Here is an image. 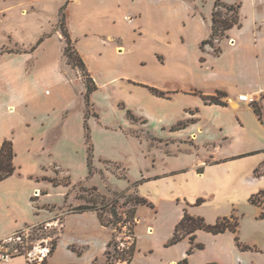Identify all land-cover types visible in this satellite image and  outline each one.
<instances>
[{
	"label": "rangeland",
	"instance_id": "374dc122",
	"mask_svg": "<svg viewBox=\"0 0 264 264\" xmlns=\"http://www.w3.org/2000/svg\"><path fill=\"white\" fill-rule=\"evenodd\" d=\"M67 1L0 0V52L30 50L45 33H48L45 36L58 33L64 54L67 41L61 29L69 33V7L63 10V25L60 24V9ZM186 1L192 6V14L202 16L206 21L212 18L214 11L224 17L231 16L229 7L238 4L233 3L234 0ZM244 2L241 20L249 25L252 6L249 1ZM189 9L191 8L186 9L187 13ZM205 23L206 25H202L194 20L187 23L188 47L193 59L197 53V39L211 29L210 21ZM230 42L229 37L214 41L213 53L220 54L223 46ZM134 48L133 52L124 58H109L108 65L112 68L110 75H106L101 64L97 63L102 82H108L111 76L127 74L164 86L167 72L160 71L153 64L148 71L140 70L142 67H137L134 62L135 57L139 55ZM211 48L206 45L204 51ZM54 49L53 52L57 53V47ZM71 49L75 63L69 64V60L65 56L64 58L75 70L77 83L85 85V81H94L93 73L73 42ZM146 59L151 61L152 56L147 54ZM7 64H15V60L1 58L0 66ZM114 66H117L118 70V67H125V70L119 72ZM131 83L122 79L102 83V86L91 94V114L87 120L94 155L95 172L91 176L87 165L85 91L84 85L77 86L78 92L69 105L68 115L66 118H60L58 128L51 133L53 158L50 159L52 163L47 173L59 185L45 180L42 183L44 189L34 195V204L39 207L37 212L41 213L39 218L49 220L21 230L22 242L1 241L3 253H9L8 256L21 253V256L26 258L31 253L33 261L30 264H47L48 258L39 259L40 251L44 247L51 249L53 242L58 238L57 253L51 261L52 264H118V255L113 249L110 250V257L107 256V246L115 235L119 245L129 241L130 237L133 239L131 242L135 241V251L130 264H145L146 260L147 264H169L172 260L179 264L185 259L188 264H264V216H260L264 213V194L258 196L261 205L251 201L238 202L234 216L238 222L237 233L226 231L214 235L199 231L195 245H203L202 250L193 247L188 238L170 245L175 222L179 216H183L185 210L189 211L188 204L163 202L158 208L149 204L136 205L143 176L146 178L163 172L168 167L165 166L166 162L181 165L189 163L196 152L195 130L198 129L199 123H196L195 113L186 111V108L194 106L195 97L180 95L172 98V95L160 90L166 94L165 98H161L149 89L136 86L132 81ZM170 98V101L167 100ZM204 118L213 124L221 121L229 125L233 116L230 112L221 116L211 111L206 113ZM179 125L185 127L177 131L171 130L172 126ZM208 129V134H212L219 144H223L221 155L246 154L259 143L252 141V137L241 134L236 136L237 141L230 144L223 141L224 135L222 136L217 127L209 126ZM184 149H190L193 153H179V157L173 156ZM143 192L148 194V189L144 187ZM221 200L201 208L205 216L213 222L208 223L207 220L208 224H215L219 219L226 218L221 216L231 212L233 202ZM88 205L100 210L108 226L100 223L95 211L72 214L74 209ZM134 207V223L123 224ZM258 207L262 210L259 215ZM112 210L117 211L120 220L114 219ZM59 211L69 215L61 213L53 218ZM122 225L127 226L118 231L117 228ZM125 245L128 248V245ZM51 258L52 256L49 262Z\"/></svg>",
	"mask_w": 264,
	"mask_h": 264
},
{
	"label": "crops",
	"instance_id": "0c3cea01",
	"mask_svg": "<svg viewBox=\"0 0 264 264\" xmlns=\"http://www.w3.org/2000/svg\"><path fill=\"white\" fill-rule=\"evenodd\" d=\"M246 1L252 6L250 24L241 20L244 0H234L238 4H231L240 5V26L227 33L231 42L218 55L213 53V48L208 51L201 48L212 33V16L207 19L211 29L196 41L195 59L189 53L187 23L194 20L206 25L207 21L194 16L186 0H70L68 4L70 38L93 73L97 87L122 79L146 89L165 91L172 98L180 95L196 98L194 106L186 108L195 113L199 123L195 130L196 152L189 163L166 162L168 167L163 172L141 179L138 193L153 208L163 202H182L189 205L191 215L213 223L202 211L205 205L221 199L233 202L231 212L221 216L231 217L235 216L238 202L250 203L253 196L264 194V0ZM46 34L40 37L43 42L34 46L35 49L0 56V60H15V64L0 66V150L5 141L13 142L16 167L13 176L0 182V242L26 227L49 220L39 218L41 213L37 212L34 195L44 189L45 180L50 183L54 179L47 173L53 158L51 133L58 128L60 118L68 115L77 86L82 84L77 83L75 70L65 61L59 34ZM133 47L142 54L134 61L137 67H142L140 70L148 71L153 64L167 72L164 86L127 74L111 76L108 82H102L97 65L101 64L103 72L110 75L109 58H124L133 52ZM147 54L152 56L151 61L146 59ZM114 68L118 70L117 66ZM118 68L119 72L125 70ZM218 91L227 94L223 99L227 106L206 104L195 94L216 96ZM243 94L250 97V103L239 100ZM254 104L259 106L262 119L256 114ZM211 111L221 116L230 112L231 123L207 121L204 117ZM209 126L220 130L224 142L233 144L236 136L243 134L259 142L258 146L246 154L221 155L223 144L208 134ZM179 153L193 152L184 149L173 156L179 157ZM144 187L148 194L143 192ZM199 199L203 203L196 205ZM261 211L258 207L257 215ZM59 212L53 218L62 213ZM182 217L175 222L174 230ZM55 250L47 264H52ZM0 264H28V259L21 255L8 256L0 250Z\"/></svg>",
	"mask_w": 264,
	"mask_h": 264
},
{
	"label": "trees",
	"instance_id": "16d2710c",
	"mask_svg": "<svg viewBox=\"0 0 264 264\" xmlns=\"http://www.w3.org/2000/svg\"><path fill=\"white\" fill-rule=\"evenodd\" d=\"M70 0L67 1V3L60 9V24H64L65 20H64V16H63V10H65V8L68 6ZM239 9H240V5H231L229 7L230 12L232 13L231 16H222L220 13H217L214 11L213 13V18H212V33L210 35V37L206 40H204L202 42L201 48L204 50V47L206 45L214 48V41L216 40H222L224 37H227V33L233 29L234 27H238L240 26V16H239ZM62 34L65 36L66 41H67V46L64 49V56L69 60V64H74L75 60L73 58V52L71 49V44H72V40L70 38L69 33L63 31V29H61ZM43 42V39H40L39 42L37 43V46H39L41 43ZM35 49V47L33 48ZM217 51V50H215ZM23 51H13V50H9V51H3L0 52V56L6 54V53H22ZM221 53V52H219ZM81 66L82 68H84L83 63L81 62ZM147 87V86H146ZM85 88H86V92L84 95V100H85V107H86V111H85V128H86V144L88 146L87 148V165H88V169H89V174L90 176L94 174L95 169L93 166V146L91 144V138H90V134H89V129L87 126V120L91 114V94L95 91L98 90L97 85L95 84V82L93 80L90 81H85ZM151 93H153L154 95H156L157 97H161V98H165L166 94L156 88L153 87H147ZM195 94L200 95L202 97V99L206 102V104H215V105H220V106H227V102L223 101L224 98L227 97V94L221 91L217 92L216 96H204L202 93L200 92H196ZM254 110L256 112V114L259 116L260 119H262V112L259 108V106L257 104L253 105ZM185 125H179V126H174L171 128L172 131H177L181 128H184ZM14 158H15V152H14V148H13V142L12 141H5L2 145V148L0 150V182L10 178L11 176H13L16 172V167L14 166ZM50 182H53L56 186L59 185V183H56L55 179H50ZM96 190V189H95ZM263 194V192H260L258 195H255L252 197L251 202L253 204H257V205H261L262 202L258 199V196H261ZM136 205L139 204H149L148 201L142 197H137V201H136ZM203 203L202 199H199L196 203V205H200ZM88 211H95L98 215V218L100 220V223L103 226H108L106 224V222L103 219L102 213L100 212L99 209L93 207V206H81L78 207L76 209L73 210V213H84V212H88ZM112 216L114 217L115 220H120L121 218H119V214L117 213L116 210H112L111 211ZM135 214H136V207H134L131 212L130 215H127L128 218H126L125 223L127 222H131L134 223L135 221ZM261 217L264 216V213H262L260 215ZM118 231H121L122 229L117 228ZM199 231H204V232H208L214 235H218V234H222L226 231H232L234 233H237L238 231V222L237 220H235L234 216H231L229 218H222L219 219L215 224H208L205 220L204 217H200V216H193L191 215L188 210L184 211V215L182 217V219L180 220V222L176 225L175 230H174V235L173 238L171 239L170 245H174L176 243H178L179 241L188 238L190 240L191 245L198 250H202L204 247L203 245L197 244L195 245V239L197 236V233ZM133 234V233H131ZM58 239V238H57ZM57 239L56 241L53 242L51 250H50V255L53 254V252L56 249L57 246ZM135 241H133V244L131 246H129L128 248H124L122 250H120L119 247V243L116 241V236L113 235L112 240L109 242L108 246H107V256L110 257V250L113 249L115 251V253L118 255V260H120L121 262H123L124 264H130L133 255H134V251H135ZM193 250V248H192ZM191 250V252H192ZM189 252V254L191 253ZM49 255V256H50ZM179 264H188L187 263V259H185L183 261V263H179Z\"/></svg>",
	"mask_w": 264,
	"mask_h": 264
},
{
	"label": "built area",
	"instance_id": "2783aa9c",
	"mask_svg": "<svg viewBox=\"0 0 264 264\" xmlns=\"http://www.w3.org/2000/svg\"><path fill=\"white\" fill-rule=\"evenodd\" d=\"M239 100L241 101V102H244V103H250V97L248 96V95H246V94H243V95H240L239 96ZM126 226L127 225H122L120 228L122 229V228H126ZM129 239V241H127L126 243H121L120 245H119V249L120 250H122L123 248H126V245L125 244H127L128 245V247L129 246H131L132 244H133V242H131V240H133L131 237L130 238H128ZM14 240H16V242H17V240H18V242H22L23 241V236H22V231H19V232H17L16 233V235H12V236H10V237H8L7 239H5V240H3L2 242H11V241H14ZM2 242H0V250L2 251V249H3V245L1 244ZM50 250L51 249H49L48 247H44L41 251H40V254H41V256L39 257V259L40 260H45V258H48L49 257V255H50ZM9 254V253H8ZM8 254H6V255H8ZM20 255H21V253H20ZM31 253H29V257L27 258L28 259V264H30V262H32L33 261V258L31 257ZM118 264H124L123 262H121L120 260L118 261Z\"/></svg>",
	"mask_w": 264,
	"mask_h": 264
}]
</instances>
